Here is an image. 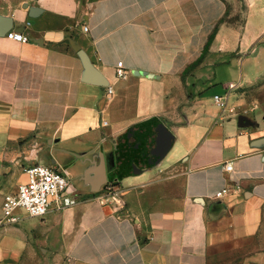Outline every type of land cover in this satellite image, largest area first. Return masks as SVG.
I'll return each instance as SVG.
<instances>
[{
  "label": "crops",
  "instance_id": "obj_1",
  "mask_svg": "<svg viewBox=\"0 0 264 264\" xmlns=\"http://www.w3.org/2000/svg\"><path fill=\"white\" fill-rule=\"evenodd\" d=\"M261 1H248L240 29L223 21L225 0H21L0 11L29 38L0 36V207L32 161L63 171L76 199L0 228V264H264V112L238 95L264 87L249 70L264 58V25L247 35ZM71 43L106 87L84 82ZM227 54L245 67L237 81L212 70ZM216 85L224 93L206 96ZM240 115L256 125L240 127ZM109 184L121 206L100 203Z\"/></svg>",
  "mask_w": 264,
  "mask_h": 264
},
{
  "label": "built area",
  "instance_id": "obj_2",
  "mask_svg": "<svg viewBox=\"0 0 264 264\" xmlns=\"http://www.w3.org/2000/svg\"><path fill=\"white\" fill-rule=\"evenodd\" d=\"M84 30L87 28L84 27ZM5 36L19 43L29 41L28 36L15 31H9ZM115 75L119 78L125 77L121 62L117 63ZM107 93H111L110 88ZM214 100L219 102V96H214ZM224 168L231 170V165L225 164ZM23 173L25 180L17 185L16 191L3 197L0 228L14 226L24 217L42 219L51 208L62 210L76 203L74 195L68 191L69 181L63 171L32 161L23 166ZM228 191V188H224L217 192L215 197L220 198ZM98 199L102 204L121 206V190L114 184H109L102 190Z\"/></svg>",
  "mask_w": 264,
  "mask_h": 264
},
{
  "label": "rangeland",
  "instance_id": "obj_3",
  "mask_svg": "<svg viewBox=\"0 0 264 264\" xmlns=\"http://www.w3.org/2000/svg\"><path fill=\"white\" fill-rule=\"evenodd\" d=\"M21 0H0V11L7 9L10 5L17 4ZM226 2V13L223 16V21L233 25L236 29H240L243 25L245 18L248 12V0H225ZM85 5V1L83 2ZM251 18L249 16L247 35L257 34L258 30L262 28L264 25V1L257 3L256 7H254L251 11ZM216 65L213 66L214 72L216 73V79L219 81L221 79H235L238 80V77L241 73V70H245V67L242 68L237 60L236 54H227L221 56L218 59V62H215ZM258 63V64H257ZM264 58L262 57L258 62H253V65L249 70L258 71L259 76L264 74ZM263 70V71H262ZM238 95L240 96L242 93L252 101L259 103L260 108L264 112V87L263 89H257L253 86L250 88H241L238 89ZM241 90V91H240ZM208 94L206 96H211L213 93L223 94L225 90H221L219 85L213 86L208 90ZM24 217L18 224L21 226ZM16 224V225H18ZM14 225V226H16ZM23 228V227H22Z\"/></svg>",
  "mask_w": 264,
  "mask_h": 264
},
{
  "label": "water",
  "instance_id": "obj_4",
  "mask_svg": "<svg viewBox=\"0 0 264 264\" xmlns=\"http://www.w3.org/2000/svg\"><path fill=\"white\" fill-rule=\"evenodd\" d=\"M249 2H253L254 0H248ZM41 13V10L38 8H30L28 15L29 17H37ZM13 22L10 17H5L0 15V36H5L9 31L12 30ZM15 32H19V30L15 29ZM73 50L77 53L79 59L81 60L83 66V80L87 84L95 85L98 87H106L107 81L102 76V74L93 66L88 55L76 44L71 43ZM238 123L240 127L256 125L245 117L240 115L238 117ZM258 142L264 144V137L260 139ZM260 143V144H261ZM165 151V150H164ZM134 172H138L141 169L136 171L135 166L133 167Z\"/></svg>",
  "mask_w": 264,
  "mask_h": 264
},
{
  "label": "trees",
  "instance_id": "obj_5",
  "mask_svg": "<svg viewBox=\"0 0 264 264\" xmlns=\"http://www.w3.org/2000/svg\"><path fill=\"white\" fill-rule=\"evenodd\" d=\"M216 29H217V28L215 27L214 30H213V33L211 34L210 39H212V37L214 36V33H215Z\"/></svg>",
  "mask_w": 264,
  "mask_h": 264
}]
</instances>
